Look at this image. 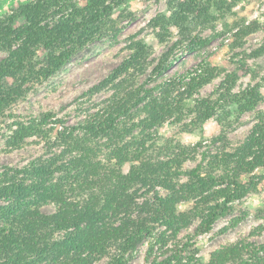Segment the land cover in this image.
<instances>
[{
    "label": "trees",
    "instance_id": "obj_1",
    "mask_svg": "<svg viewBox=\"0 0 264 264\" xmlns=\"http://www.w3.org/2000/svg\"><path fill=\"white\" fill-rule=\"evenodd\" d=\"M81 1L32 0L0 18V84L10 81L0 91V117L29 84L42 83L87 45L121 32L112 15L126 0ZM207 4L185 0L168 16L152 18V27L176 29L179 42L154 59L144 80L138 68L149 53L130 45L127 57L78 98L80 121L69 124L48 111L10 123L7 150L34 137L46 155L21 167L1 166L0 264H130L145 242L144 264H264V241L240 239L207 262L194 243L264 179L253 175L264 168V112L239 145L232 146L224 129L208 143L197 142L190 152L199 159L190 170L182 168L185 157L158 145L154 134L165 123L200 131L218 115L229 117V106L241 99L250 107L262 101L255 92L232 93L236 70H219L206 60L168 76L175 51L193 53L210 44L212 38L192 34L207 22ZM156 38L164 41L161 34ZM102 94L107 96L95 102ZM242 176H249L247 183ZM183 203L192 206L180 212ZM46 205L52 213L41 211ZM194 220L193 234L179 237Z\"/></svg>",
    "mask_w": 264,
    "mask_h": 264
},
{
    "label": "rangeland",
    "instance_id": "obj_2",
    "mask_svg": "<svg viewBox=\"0 0 264 264\" xmlns=\"http://www.w3.org/2000/svg\"><path fill=\"white\" fill-rule=\"evenodd\" d=\"M30 1L32 0H0V18ZM205 1L208 4L203 15L207 22L197 26L192 30V34L197 33L200 37L212 40L209 45L193 53H185L183 49L175 51L172 59L174 64L168 76L175 72L182 73L206 60L207 64L219 70H236L238 77L232 93H245L248 96L255 92L262 101H259L256 107H250L244 100H238L239 103L229 106V117L218 115L206 122L200 131L184 132L180 126L171 123L157 128L154 134L158 145H170L181 157H185L183 170L192 169L198 162L199 157L192 156L190 152L197 142L203 140L208 143L224 129L232 146L239 145L257 122L256 115L260 111L264 112V52L256 54L264 48V0ZM184 2L185 0H126L114 9L112 15L113 19H118V25L121 27L117 37H103L87 45L53 76L42 83L32 86L29 84L25 96L13 104L4 117H0V169L1 166L21 167L45 154L44 146L34 137L27 139L21 149L7 150L5 139L11 122L28 120L48 111L55 113L57 119H64L69 124L80 121L83 117L76 115L74 110L80 102L77 101L80 95L106 77L127 57L130 53L128 47L135 43L144 52L149 53L138 68L140 79L144 80L153 67L154 59L180 39L176 29L155 28L149 22L157 15L168 16L171 8L179 7ZM81 3L86 5L87 2L82 0ZM129 13L132 18L126 17ZM20 24V21L16 22V25ZM245 31H248V34L241 36ZM157 34H161L163 42L156 38ZM3 56L4 54L0 53V58ZM220 80L221 78L215 79L205 86L200 94L208 95ZM9 84V80L3 81L0 91L5 90ZM106 96L107 94L98 95L94 101ZM54 135L53 133L52 136ZM127 171L128 165H124L123 172ZM253 175L264 176V168L256 169ZM248 180L249 176L241 177L242 183H247ZM257 184V187L250 190L240 201L232 203L230 211L216 219L209 233L194 238L195 248L203 262H207L214 251L240 239L256 243L264 241V179ZM191 206V203H183L177 209L184 212ZM53 210L52 205L41 208L45 214L52 213ZM197 221L194 220L189 229L182 231L179 237L192 235ZM146 249L145 242L139 246L130 264H144Z\"/></svg>",
    "mask_w": 264,
    "mask_h": 264
}]
</instances>
